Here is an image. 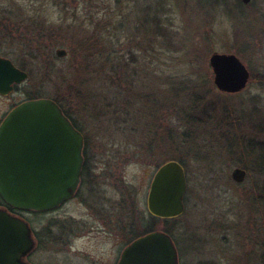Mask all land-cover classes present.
<instances>
[{
    "label": "rangeland",
    "instance_id": "374dc122",
    "mask_svg": "<svg viewBox=\"0 0 264 264\" xmlns=\"http://www.w3.org/2000/svg\"><path fill=\"white\" fill-rule=\"evenodd\" d=\"M219 1L0 0L1 11L14 9L6 21L10 30L3 33L0 25V56L29 74L8 103L60 100L85 135L87 155L114 163L118 200L134 198L142 217L150 218L156 171L169 161L183 162L186 211L167 221L180 264H264V0ZM151 8L158 22L151 20ZM60 49L65 57H58ZM214 53L234 54L247 66L252 78L243 91L217 89L210 65ZM183 80L199 85L198 95H175ZM193 99L201 111L209 110L211 123L188 140L179 110ZM237 168L247 172L243 183L232 178ZM87 214L73 202L57 213L23 217L45 236L54 231L51 221L73 217L76 229L95 226ZM165 222L154 229H164ZM149 224L142 219V227ZM81 236L44 243L34 260L101 264L116 247L121 252L127 246L123 239Z\"/></svg>",
    "mask_w": 264,
    "mask_h": 264
},
{
    "label": "water",
    "instance_id": "95a60500",
    "mask_svg": "<svg viewBox=\"0 0 264 264\" xmlns=\"http://www.w3.org/2000/svg\"><path fill=\"white\" fill-rule=\"evenodd\" d=\"M249 4L251 0H242ZM67 52L60 49L58 57ZM214 82L220 91L239 93L249 84L250 71L234 54L214 53L210 58ZM29 79L26 71L0 56V95ZM85 146L83 134L51 99L29 100L12 110L0 127V198L21 211L45 212L58 208L76 194L80 185ZM247 172L234 170L236 183ZM187 174L178 161L163 164L148 195L150 213L175 219L186 210ZM33 230L24 218L0 207V264H31L35 249ZM119 264H180L178 249L164 231L148 233L129 244Z\"/></svg>",
    "mask_w": 264,
    "mask_h": 264
},
{
    "label": "flooded vegetation",
    "instance_id": "af4514ba",
    "mask_svg": "<svg viewBox=\"0 0 264 264\" xmlns=\"http://www.w3.org/2000/svg\"><path fill=\"white\" fill-rule=\"evenodd\" d=\"M251 73V72H250ZM252 78V74H251ZM22 85H15V90L11 95H0V103H3L4 108L0 111V127L3 121L6 119L8 114L14 110L16 107L21 105L22 103L32 100L33 98H23L21 101L14 100L11 103H8V100L13 97L14 93H20L22 91ZM25 96V95H24ZM28 97V95H27ZM85 137V135H84ZM98 157H89L87 155L86 149V138H85V147H84V164L82 170V176L80 185L74 197L70 199L68 202L62 204L60 207L51 210L45 213H37V214H52L57 213L63 207L76 202L77 204L84 206L85 209H88L87 217L91 220L90 223H97L95 226H87V224L81 226L80 228H75L77 221L70 219H66L68 221V225L66 222H55L51 221L53 226V230L48 233V235H42L38 229H36L33 225V233L34 239L36 242L35 249L28 255L27 261L31 264H45L44 261L40 263L34 260V255H36L44 243H50L52 245H58L59 243H63L64 241H69L72 239H77L79 236L82 237L83 240H100L99 236H105L108 239H112L113 241H120L123 239L124 243H127V246L134 242L136 239L151 233L152 231V221L153 216L149 212L150 218H147L146 215L142 217L140 211L137 210L135 206L136 201L134 198L130 199V197H124L123 203L121 204L120 199L118 200V190L120 189L119 182L116 179V174L112 171L115 169L112 168V163L103 164L95 161ZM101 158V157H100ZM106 168V169H104ZM123 211V215L122 212ZM10 212L14 214H18L23 216L26 213L30 212H22L14 209H10ZM33 212V211H32ZM95 218V220L93 219ZM142 219L146 222L149 221L150 224L146 225V227H142ZM125 220V222H124ZM128 221V222H126ZM148 223V222H147ZM167 224V221L165 222ZM63 224V225H61ZM99 225H102L99 228ZM165 228H168V224H162ZM60 226L61 231L57 234L56 227ZM83 230V231H82ZM86 230V231H85ZM68 232L70 234H68ZM85 233V234H84ZM104 235H100V234ZM77 234V235H76ZM91 234V235H88ZM121 236V237H120ZM126 246V247H127ZM125 247V248H126ZM123 249V251L125 250ZM123 251L120 252V249L116 247L115 251L111 254L108 260H102L101 264H119L121 260V256ZM81 264L75 260H71L69 262H65L63 259L59 260L58 264ZM99 264V263H93Z\"/></svg>",
    "mask_w": 264,
    "mask_h": 264
},
{
    "label": "trees",
    "instance_id": "16d2710c",
    "mask_svg": "<svg viewBox=\"0 0 264 264\" xmlns=\"http://www.w3.org/2000/svg\"><path fill=\"white\" fill-rule=\"evenodd\" d=\"M212 1H214V0H209L210 4L212 3ZM216 2L219 3L220 1L216 0ZM151 10L154 12L153 8H151ZM159 10H156V11L159 12ZM8 15L13 16L14 15V9L7 10V11H1L0 10V25H2L4 27L3 30L5 29V31L3 33H6L10 30V24H8V25L6 24V21L9 20L7 18ZM13 18H16V17H13ZM151 20L154 22H158L157 14H155V12H154V15H153ZM148 21L149 20H147V22ZM3 30L0 29V33H2L1 31H3ZM160 31H162L161 28H160ZM80 46H81L83 54L86 55L88 53L87 48H86V44L84 45L83 43L80 42ZM91 57H92V55H91ZM85 59L88 61L89 57H86ZM131 60H136L135 55H131ZM85 70L86 71L88 70V66L85 67ZM84 74H85L84 72H83V74L80 72L79 75H81V76L79 78L81 79V77H83ZM130 88H132V87H130ZM197 88H199V85L193 84L192 80H183V81H181V83L178 86L174 87L173 93H176L175 95H183V94L198 95L195 92L197 90ZM129 90H131V89H129ZM55 101L62 107L65 114L72 120L74 125L79 128L77 121L74 120L73 117L69 114V112L65 109L62 102L58 99ZM227 110L229 111V108H227ZM179 111H180L179 114H180L181 120H182V122L184 121L183 123L185 126V131L182 133V136L184 139L191 140L192 138H194V135L200 136V132L201 131L203 132L204 128L208 127L209 124L211 123L208 121L211 119V116L209 115L210 114L209 110L207 108H205V109H202V111H201V104H198L197 100L193 99L189 106H187L184 109H181ZM198 111H201V112L198 113ZM231 113H233V112H231ZM224 117L228 118V114L224 115ZM258 120H259V126L261 124L263 125L262 119L259 118ZM202 123H204L203 125H206V126H201ZM217 125L221 126L220 123H218ZM174 135L175 134L173 133L172 136H174ZM261 150H262L261 155H262V157H264V147L261 148ZM254 153H255V151H254ZM182 164H183V162H182ZM158 222H160V220ZM158 222L156 221V218L154 217L151 231L155 230L154 227L156 224H158ZM165 231L168 233H172L171 229H166Z\"/></svg>",
    "mask_w": 264,
    "mask_h": 264
}]
</instances>
